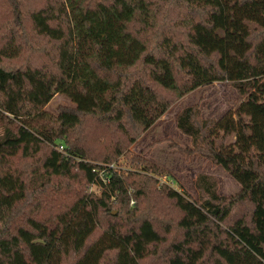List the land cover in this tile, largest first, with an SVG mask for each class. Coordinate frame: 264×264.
Wrapping results in <instances>:
<instances>
[{
	"label": "trees",
	"instance_id": "16d2710c",
	"mask_svg": "<svg viewBox=\"0 0 264 264\" xmlns=\"http://www.w3.org/2000/svg\"><path fill=\"white\" fill-rule=\"evenodd\" d=\"M217 81L233 110L182 108L176 147L240 189L193 199L128 149ZM0 264H264V0H0Z\"/></svg>",
	"mask_w": 264,
	"mask_h": 264
},
{
	"label": "rangeland",
	"instance_id": "374dc122",
	"mask_svg": "<svg viewBox=\"0 0 264 264\" xmlns=\"http://www.w3.org/2000/svg\"><path fill=\"white\" fill-rule=\"evenodd\" d=\"M236 99L235 89L227 82L217 81L196 88L176 100L128 150L162 167L168 176L161 175L160 180L178 190H184L193 199H197L194 179L199 172L216 179L219 194L233 195L239 191L240 185L221 166L198 154L186 157L178 152L177 147L190 146L191 139L177 128L176 115L182 108L197 104L203 117L219 119L227 111L233 110ZM74 105L66 95L57 93L44 110L55 113L59 106ZM90 190H96V187L93 185Z\"/></svg>",
	"mask_w": 264,
	"mask_h": 264
},
{
	"label": "water",
	"instance_id": "95a60500",
	"mask_svg": "<svg viewBox=\"0 0 264 264\" xmlns=\"http://www.w3.org/2000/svg\"><path fill=\"white\" fill-rule=\"evenodd\" d=\"M115 212H112V214H114Z\"/></svg>",
	"mask_w": 264,
	"mask_h": 264
}]
</instances>
